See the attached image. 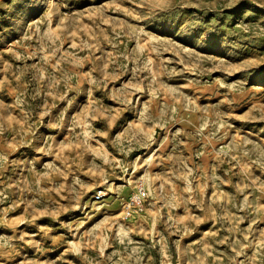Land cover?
Masks as SVG:
<instances>
[{"label": "rangeland", "instance_id": "374dc122", "mask_svg": "<svg viewBox=\"0 0 264 264\" xmlns=\"http://www.w3.org/2000/svg\"><path fill=\"white\" fill-rule=\"evenodd\" d=\"M0 264H264V0H0Z\"/></svg>", "mask_w": 264, "mask_h": 264}, {"label": "built area", "instance_id": "2783aa9c", "mask_svg": "<svg viewBox=\"0 0 264 264\" xmlns=\"http://www.w3.org/2000/svg\"><path fill=\"white\" fill-rule=\"evenodd\" d=\"M102 198L103 195H98ZM147 198V191L144 185H136L135 190L131 193L128 199L124 200L122 206L126 218L132 217L134 214L142 211Z\"/></svg>", "mask_w": 264, "mask_h": 264}, {"label": "water", "instance_id": "95a60500", "mask_svg": "<svg viewBox=\"0 0 264 264\" xmlns=\"http://www.w3.org/2000/svg\"><path fill=\"white\" fill-rule=\"evenodd\" d=\"M176 262H177V256L175 254L174 257H173V263H176Z\"/></svg>", "mask_w": 264, "mask_h": 264}, {"label": "bare ground", "instance_id": "6f19581e", "mask_svg": "<svg viewBox=\"0 0 264 264\" xmlns=\"http://www.w3.org/2000/svg\"><path fill=\"white\" fill-rule=\"evenodd\" d=\"M159 133H160L159 131L156 132V134H159ZM159 135H160V134H159Z\"/></svg>", "mask_w": 264, "mask_h": 264}]
</instances>
